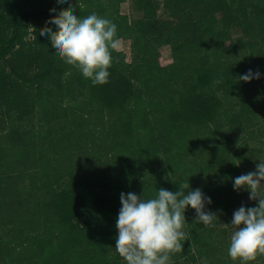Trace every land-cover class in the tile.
I'll list each match as a JSON object with an SVG mask.
<instances>
[{
	"label": "trees",
	"instance_id": "obj_1",
	"mask_svg": "<svg viewBox=\"0 0 264 264\" xmlns=\"http://www.w3.org/2000/svg\"><path fill=\"white\" fill-rule=\"evenodd\" d=\"M154 1L136 0L130 20L119 0H69L130 42V62L113 50L109 82L96 86L40 35L68 2L13 14L0 1V264H126L120 194L147 200L187 182L218 219L205 227L189 206L170 264H241L228 255L233 213L258 201L221 192L264 162V0H164V18ZM162 46L172 62L156 67ZM249 70L260 78L240 80Z\"/></svg>",
	"mask_w": 264,
	"mask_h": 264
},
{
	"label": "clouds",
	"instance_id": "obj_2",
	"mask_svg": "<svg viewBox=\"0 0 264 264\" xmlns=\"http://www.w3.org/2000/svg\"><path fill=\"white\" fill-rule=\"evenodd\" d=\"M69 7L46 22L40 30L41 36L50 39L51 46L68 65L81 71L93 86L109 82L108 69L112 66V51L118 50L120 41L116 39L117 26L112 21L93 13L87 17H77L69 0ZM55 12L56 9H50ZM48 24L56 26L53 31ZM260 78V73L251 70L241 75L240 80L249 82ZM238 165V164H237ZM264 183V162L255 171L242 174L234 179V190L245 189L250 199L258 201V207L241 206L233 213L231 226L235 227L228 249L233 261L241 264L255 261L264 255V195L260 188ZM189 183L179 185L175 192L159 189L155 198L143 199L135 193L120 194L122 207L116 219L118 236L115 249L126 264H170L173 254L182 252L186 233L183 231L185 211L190 206L195 210L196 221L205 227H214L218 219L216 213L205 211V204L212 201L201 189L188 190ZM188 190V191H186ZM228 226V224H225Z\"/></svg>",
	"mask_w": 264,
	"mask_h": 264
},
{
	"label": "rangeland",
	"instance_id": "obj_3",
	"mask_svg": "<svg viewBox=\"0 0 264 264\" xmlns=\"http://www.w3.org/2000/svg\"><path fill=\"white\" fill-rule=\"evenodd\" d=\"M0 1H2L3 3L7 1L9 10L13 14L24 12V11L26 12L45 11L50 8L59 6V3H57V0H0ZM77 1H80V0H77ZM135 1L136 0H119V2L117 3L115 0V2L117 3V8H118L119 13L128 16L130 20L134 18H138L141 15L139 12H136V9H134L136 5ZM163 1L164 0L154 1V5L156 6L157 16L161 18L165 17L164 9H163ZM34 25L35 23H33L32 21H28L23 25L22 29H25L27 32V35L24 37L26 41L28 40L31 41L34 38L32 34V31L34 30L32 26ZM45 25L46 24H44L43 26ZM50 27L52 28V30L56 28V26L53 24ZM8 33L9 32H6L4 28L3 33L0 34V39H1L0 45L3 44V42L6 40L7 38L6 34ZM232 37L233 39H236V40H242L245 38V36H243L238 31H234ZM245 40H247V38ZM119 41H120V47L116 51L121 52L125 57V62L129 63L132 57L130 42L126 40H119ZM230 43H231V40L226 42V45ZM159 52H160L159 57L154 60V64L156 67H164L172 62L169 47L162 46L159 49ZM8 58L9 57L6 56L4 59L0 60V65L2 67L4 66L6 70H9L7 67ZM263 101H264V97H263ZM262 191H264V183H262L261 188H260V192ZM221 195H222V199L224 202H229L235 199H240L242 202V205H246L254 201L249 198L250 192L245 189H242L239 192H237L234 190V187H227L222 190Z\"/></svg>",
	"mask_w": 264,
	"mask_h": 264
}]
</instances>
